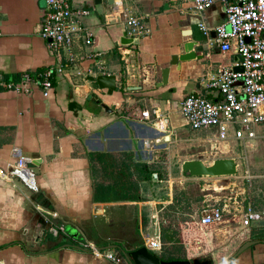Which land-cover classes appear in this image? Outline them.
<instances>
[{"label": "crops", "instance_id": "1", "mask_svg": "<svg viewBox=\"0 0 264 264\" xmlns=\"http://www.w3.org/2000/svg\"><path fill=\"white\" fill-rule=\"evenodd\" d=\"M70 1L90 10L84 23L95 35L92 45L82 39L75 43L83 57L72 64L65 51L53 52L41 36L45 0H0V76L20 82L25 71L65 64L48 97L34 83L30 94L0 86V246L8 244L0 249V264H131L123 255L120 262L97 257L78 243L93 241L101 248L116 245L115 253L120 246L126 250L145 246L146 234L159 235L162 243L164 232L153 229L156 215L152 213L144 224L148 180L136 170L142 167L134 165L147 167L148 163L140 156L148 152L152 156L162 139L172 142L199 131L205 140L215 139L222 145L240 141H219L216 131L209 128L195 130L180 112L188 94H209L208 84L218 71L240 60L235 48L221 50L214 31L206 35L199 27L201 21L216 27L226 20L220 0L202 14L194 10L193 0ZM125 9L143 18L150 30L147 35L122 42L125 36L131 38ZM188 41H198L197 57L180 66L173 64V57L183 54ZM166 67L168 82L159 86ZM98 75L116 76L112 93L88 80ZM154 107L167 119L164 129L138 117L142 109ZM254 131L256 137L246 146L254 140L258 146L264 139V124ZM16 151H21L36 173L39 190L9 175ZM125 223L129 231L124 236L119 229ZM231 225L219 239L232 244L220 264L249 240L257 242L233 264L264 261V220L257 224L262 227L244 228L239 221ZM52 226L61 228L59 234L51 233ZM215 226L200 229L212 234ZM237 227L242 231H236ZM163 231L179 239L177 232ZM139 233L141 245H136L134 237ZM166 245L163 251L173 249L174 243ZM147 248L160 257L163 254L162 247ZM185 249L186 259L202 264L203 254Z\"/></svg>", "mask_w": 264, "mask_h": 264}, {"label": "built area", "instance_id": "2", "mask_svg": "<svg viewBox=\"0 0 264 264\" xmlns=\"http://www.w3.org/2000/svg\"><path fill=\"white\" fill-rule=\"evenodd\" d=\"M45 1L41 36L49 42L53 52H66L68 64L76 63L83 56L75 50V43L79 39L86 45L95 42L93 30L84 23L90 10L76 6L70 0ZM220 1L225 8L226 20L216 27L201 21L199 27L206 35L214 31L215 42L221 50L227 52L235 48L240 60L233 66L218 71L208 84L209 94H188L180 104V112L193 129H213L219 141L237 139L246 146L256 137L254 127L264 124V0ZM216 2L217 0H193V8L202 14ZM123 14L127 33L131 38L138 39L150 32L142 17L130 13L128 9ZM64 66L65 64H60L34 72L25 71L20 82L8 81L0 76V86L30 94V85L34 83L48 97L55 87L57 77L63 73ZM235 67H241L242 70H236ZM212 94L216 97L213 98ZM138 117L151 121L159 129L166 127L167 119L157 107L142 109ZM14 154L16 160L10 164L9 175L21 179L32 190H39L37 175L28 166L21 151ZM238 198L239 194L232 193L223 200L207 204L199 218V227L238 221L246 228L262 227L257 224L264 220V210L257 211L251 204ZM51 229L55 235L61 230L58 226H52ZM78 244L79 248L90 251L97 257L121 261V253H115L113 248H101L88 240ZM144 244L151 249L162 247L159 235L146 234ZM260 264H264V261Z\"/></svg>", "mask_w": 264, "mask_h": 264}, {"label": "rangeland", "instance_id": "3", "mask_svg": "<svg viewBox=\"0 0 264 264\" xmlns=\"http://www.w3.org/2000/svg\"><path fill=\"white\" fill-rule=\"evenodd\" d=\"M185 129L190 131L189 127ZM198 133L185 138L179 136L172 142H165L161 138V144L152 149V156L149 152L140 156L156 174L147 181L148 195L145 199L148 203L143 208V219L144 224L148 223L154 213L156 226L153 229L177 232L181 240L187 241L185 247L203 254L200 256L205 257L202 264H220L232 244L219 239L233 225L227 222L217 225L211 234L197 228L196 221L207 204L223 200L232 193L239 194L240 201L243 199L247 203L249 200L258 208L264 207V139L259 141L258 146L255 140L246 147L241 141L222 145L215 139L207 141L205 136ZM218 158H235L238 162L237 173L229 176H193L182 169L186 160L201 159L210 164ZM133 220L136 221L135 213ZM125 224L119 229L124 236L129 231ZM238 227L236 231L241 232ZM102 231L108 232L105 229ZM140 236L136 235L133 243L141 245ZM164 248L162 241L160 252Z\"/></svg>", "mask_w": 264, "mask_h": 264}, {"label": "water", "instance_id": "4", "mask_svg": "<svg viewBox=\"0 0 264 264\" xmlns=\"http://www.w3.org/2000/svg\"><path fill=\"white\" fill-rule=\"evenodd\" d=\"M215 33V32H214ZM133 38H122V42H132ZM198 45V41H188L183 45V54L174 56L172 63L181 65V62L191 61L197 57L195 47ZM236 70H242L241 67H235ZM169 68L162 70V80L159 82V86H162L168 82ZM88 80L96 81L100 87L108 88L109 93H112L116 88V76L115 75H98L88 76ZM136 86L129 87V89H135ZM100 101V100H98ZM103 107L109 109V106L102 103ZM76 106L75 103L71 104V108ZM182 169L193 176H229L235 175L238 171V162L235 158H218L212 163L207 164L201 159L186 160L182 164ZM156 175V174H154ZM256 240L246 241L238 251L229 257L223 264H233L236 258L247 248L256 244ZM110 248H116L117 246H109ZM121 255H123L131 264H193L189 259L181 260H163L159 255L150 251L146 246H141L136 249L126 250L121 248Z\"/></svg>", "mask_w": 264, "mask_h": 264}, {"label": "trees", "instance_id": "5", "mask_svg": "<svg viewBox=\"0 0 264 264\" xmlns=\"http://www.w3.org/2000/svg\"><path fill=\"white\" fill-rule=\"evenodd\" d=\"M134 166H137V167L141 166L142 167L141 171L138 168L136 170L139 171V173L141 172L143 179L151 180L153 178V174L155 173V171L149 170L148 166L146 167L145 164H142V165L135 164ZM145 167L147 168L146 171L143 170ZM163 235H164V238H163L164 246H166V244L170 241L174 243V246H173V249H171V250H164L161 258L166 259V260L186 259L187 254H185V252H186L185 243L187 241L181 240L180 238L179 239L176 238L177 234H175V233L168 234V232L164 231ZM7 245L0 246V249L6 247ZM120 247L123 248L122 246H120ZM165 249H166V247H165ZM166 251H168V252H166ZM191 261L193 262V264H196L194 260H191Z\"/></svg>", "mask_w": 264, "mask_h": 264}]
</instances>
